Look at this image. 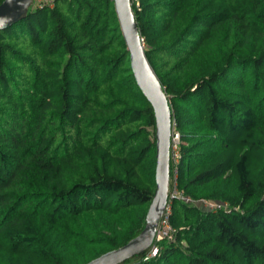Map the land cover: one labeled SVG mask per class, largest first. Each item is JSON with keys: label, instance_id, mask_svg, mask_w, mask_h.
Listing matches in <instances>:
<instances>
[{"label": "trees", "instance_id": "1", "mask_svg": "<svg viewBox=\"0 0 264 264\" xmlns=\"http://www.w3.org/2000/svg\"><path fill=\"white\" fill-rule=\"evenodd\" d=\"M131 1L194 202L172 201L176 233L156 255L120 264H264V0ZM156 164L114 0H55L0 29V264H85L125 245Z\"/></svg>", "mask_w": 264, "mask_h": 264}, {"label": "water", "instance_id": "2", "mask_svg": "<svg viewBox=\"0 0 264 264\" xmlns=\"http://www.w3.org/2000/svg\"><path fill=\"white\" fill-rule=\"evenodd\" d=\"M117 14L131 53L137 83L151 103L156 121V190L142 231L120 248L110 250L85 264H120L150 249L155 241L159 220L169 200L171 183V142L173 135L170 97L147 58L143 38L131 0H114ZM34 0H3L0 3V29L24 19Z\"/></svg>", "mask_w": 264, "mask_h": 264}, {"label": "built area", "instance_id": "3", "mask_svg": "<svg viewBox=\"0 0 264 264\" xmlns=\"http://www.w3.org/2000/svg\"><path fill=\"white\" fill-rule=\"evenodd\" d=\"M55 0H34L33 6H43V5H49L54 6ZM179 141H180V135L178 132L174 130L173 127V135H172V142H171V162H172V171H173V185L169 192V200L168 204L166 206V209L164 211V214L159 220L158 224V230L155 237V241L153 246L150 248L149 255H156L158 252V247L156 245L157 241H160L162 239H170L172 240L176 233V228L171 223V203L174 199H180L187 203L194 202L193 198L189 195H187L182 189L178 188L177 185V175H178V165L180 163L181 155L179 151ZM202 205L206 208L220 210L225 209L226 211H230L231 207L228 204H223L217 201H210V200H203ZM133 264V263H130Z\"/></svg>", "mask_w": 264, "mask_h": 264}]
</instances>
